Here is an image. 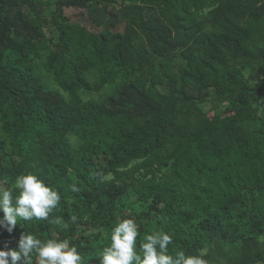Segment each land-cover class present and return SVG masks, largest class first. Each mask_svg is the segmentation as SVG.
Returning <instances> with one entry per match:
<instances>
[{
  "label": "trees",
  "instance_id": "obj_1",
  "mask_svg": "<svg viewBox=\"0 0 264 264\" xmlns=\"http://www.w3.org/2000/svg\"><path fill=\"white\" fill-rule=\"evenodd\" d=\"M0 132L6 186L61 195L0 250L25 232L99 264L135 218L170 252L264 264V0H0Z\"/></svg>",
  "mask_w": 264,
  "mask_h": 264
},
{
  "label": "clouds",
  "instance_id": "obj_2",
  "mask_svg": "<svg viewBox=\"0 0 264 264\" xmlns=\"http://www.w3.org/2000/svg\"><path fill=\"white\" fill-rule=\"evenodd\" d=\"M0 179V229L11 235L19 222L49 221L50 214L60 204L61 195L32 173H21L11 182ZM72 191H78L73 186ZM18 193V194H16ZM73 223L77 217H71ZM64 226V217L50 221ZM103 231V230H99ZM135 218L121 219L110 232V244L99 252V264H208L206 250L197 255H186L183 250L170 252L173 235L154 230L142 239ZM85 264L78 247L70 239L42 241L35 235L22 232L16 249L0 250V264Z\"/></svg>",
  "mask_w": 264,
  "mask_h": 264
},
{
  "label": "rangeland",
  "instance_id": "obj_3",
  "mask_svg": "<svg viewBox=\"0 0 264 264\" xmlns=\"http://www.w3.org/2000/svg\"><path fill=\"white\" fill-rule=\"evenodd\" d=\"M69 16L72 18V19H74V17H73V13H70L69 14ZM75 20V19H74ZM76 20H79V18H76ZM108 89V88H107ZM98 96H96V98H97ZM0 136H1V132H0ZM1 138H2V136H1Z\"/></svg>",
  "mask_w": 264,
  "mask_h": 264
}]
</instances>
